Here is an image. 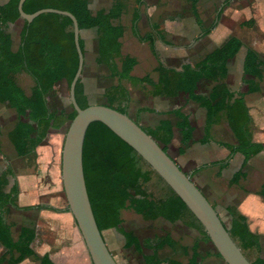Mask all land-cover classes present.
<instances>
[{
  "label": "trees",
  "instance_id": "obj_1",
  "mask_svg": "<svg viewBox=\"0 0 264 264\" xmlns=\"http://www.w3.org/2000/svg\"><path fill=\"white\" fill-rule=\"evenodd\" d=\"M187 1L201 31V38L215 28L224 8L230 3V0H225L213 22L208 27H204L196 11L199 0ZM18 2L19 0H7L5 4L0 5V105L14 111L16 121L7 133V138L17 157H26L35 153L49 130L58 128L62 112L49 108L47 100L51 94H56V88L61 82H64L69 90L77 70L78 55L70 19L56 14H42L28 24L19 19ZM41 9H56L71 13L77 20L79 34L82 30H95V64L104 67L108 71L109 79L117 82L116 85L104 90L105 106L128 115L129 92L124 87V82L134 87L149 88L152 97L177 99L184 96L185 103L193 102L205 112L202 136L198 140L201 145L210 141L212 127L220 120H225L235 144H223L229 151L223 161L201 166L195 169V172L208 166L224 169L238 153L243 160L239 170L232 175L229 184L230 186L239 185V182L245 178L248 161L264 151L262 144L253 141V121L244 99L246 95L260 90V83L263 80L264 54L258 53L251 47L245 48L242 83L246 86V91L236 92L226 85L225 80L228 74V62L243 47L239 38L229 37L199 62L184 64L179 69H175L164 66L155 51L153 44L155 34L161 41L163 40L159 26L152 25L151 33L143 36L134 27L133 36L139 42L150 44V50L156 62L154 71L157 77L156 80H151L148 76L133 78L131 71L137 61L133 57L121 54L120 39L123 28L117 24L127 9V0H112L107 10H101L95 14L89 11L88 0H25L22 5L25 14H32ZM19 21L22 22L19 45L16 50H13L7 26ZM251 24H253L252 20L242 23L241 26H252ZM79 46L84 54V45L80 37ZM20 74L27 75L32 81L29 94H26L18 83ZM74 93L79 108H86L89 102L81 77L76 83ZM69 106L71 112L66 118L70 122L76 113L71 105ZM141 112L153 113L154 111L140 108L138 113ZM161 115H170L175 121L172 122L169 119L161 121L155 128L147 129L148 132L143 130L137 120L130 118L164 152H167V146L172 140V129L176 128L180 134V147L177 152L183 155L185 150L194 143L193 124L189 121L188 115L182 112L181 107ZM132 162L142 163L147 170L138 176ZM82 168L87 196L100 233L102 229L97 216L108 222L107 228H113L122 236L123 248L138 254L143 264H161V262L201 264L202 257L198 252V241H194L190 247L182 246L167 233L152 239L140 240L134 232L123 229L121 212L130 210L144 221L152 222L161 219L170 224L178 221L184 223L190 228L197 229L203 241L211 243L201 224L164 181L139 155L99 122L91 123L85 133ZM181 171L189 176L183 169ZM153 176L165 186V191L160 197L152 195L144 187ZM9 178L13 180L10 186ZM7 189L8 192H6ZM18 193L15 175L12 168L7 165L0 173V246L5 250L0 257V263L20 264L30 258L38 264H54L47 254L40 256L31 249L30 246L35 237L34 225L20 226L15 236L13 235L15 225L6 220L11 209L54 210L40 205L19 208ZM262 194L264 195V185ZM226 211L230 216V226L225 227L232 241L251 264H264V259L260 256L259 236L249 229L246 217L233 206L227 207ZM165 248L172 253L179 251L186 258V262L172 257L161 259L160 253ZM215 256L221 258L217 252Z\"/></svg>",
  "mask_w": 264,
  "mask_h": 264
},
{
  "label": "crops",
  "instance_id": "obj_2",
  "mask_svg": "<svg viewBox=\"0 0 264 264\" xmlns=\"http://www.w3.org/2000/svg\"><path fill=\"white\" fill-rule=\"evenodd\" d=\"M157 1L158 0H127V9L125 13L121 16L120 20L117 22V24L121 25V27L123 28V35L120 39L121 54L123 56L133 57L137 61V64L133 67L131 71V76L133 78H142L148 76L151 80H156L157 77L154 71L156 67V62L152 56L150 44L147 42H139L133 36L134 27H136L137 32L141 36H143L151 33L152 25H158L162 32L163 40L161 41L155 34L153 38L155 51L157 52L156 46L158 44H162L164 45V47L170 46L169 42L165 40L168 34L167 25L162 28L160 23L158 22V16L155 15L157 11ZM224 1L225 0H214L211 3H223ZM6 2L7 0H0V5L5 4ZM111 3L112 0H88V9L92 14H95L98 11L107 10L110 7ZM211 3H207L204 0H199L196 5V11L201 21L203 22L204 27L207 26H205V20H203L200 16V11L201 9H204V5H212ZM226 8H229V15L227 19H224V22H221L220 24V16L215 28L207 36L202 38L200 37L201 31L196 24L193 13L189 9V12L194 20L195 26L197 27L198 31L190 35L183 33L184 35H182V38L186 41L185 44L180 48V50L186 55L185 58L188 60V62H186L185 64H195L199 62L206 54L211 52L216 47H219L223 43L222 42L220 45L215 46L214 48L205 52L202 55V48L206 44H214V37H212V34L217 27L223 26L231 28L237 26L239 28L242 23L252 20V26L240 27L241 29H245V33L248 36L247 44H244L242 41L243 47L237 53V55H241L242 58L241 65H239L242 79V63L246 51L245 48L251 47L258 53L262 55L264 54V0H236L235 2H232V0H230L229 6ZM17 23H20V28L18 30V41L16 43V37L12 35V28ZM17 23L9 24L7 26V33L11 36L13 50H16L19 45V32L22 27L21 21ZM79 37L84 45L83 69L86 60V54H88V51L90 50V48H92L91 46L93 44H95V48L94 50H90L91 55L89 64L86 65H96L95 30H82L80 32ZM144 51L147 54H145V61L147 62L149 60L148 56H150L154 61L153 65H140L141 59H137V54ZM236 57L237 56H235L232 60H234ZM190 59H195V61L190 62ZM227 68L228 74L226 80L231 76V66L228 64ZM82 74L81 81L84 85V92L87 96V99L90 100V96L87 92L86 83L84 82V80H82ZM21 76L23 75L20 74L19 77ZM263 81L264 78L262 82ZM262 82L260 83L259 92L248 94L245 96L244 99L247 107L248 98L262 92ZM64 85V82L59 83L57 86V89H59L58 92L56 91L55 95L51 94L47 100L49 108H51L52 110H57V112H62V115L60 116V121L58 123V128L49 130L45 140L36 148L34 154L26 157H17L13 150L16 158L12 160L13 162L15 161V163L22 164L24 166L22 167L20 165V167L14 171L15 173L13 172L19 188V193L17 197L18 207L24 208L40 205L50 207L54 211L46 209H32L27 211L11 209L8 214H11L12 212H18V214H21L23 216V221H21L22 223H20L17 228L16 225L11 222L15 225L13 229V235L15 236L20 226L34 225L35 237L30 247L36 254L40 256L47 254L49 259L54 264H91L89 255L86 251L85 245L82 241L77 226L72 225L74 220L71 214L68 212L67 203L65 206H63L61 199L62 185L58 175L60 158L58 151L60 149L63 131L65 129L67 130V127L69 125V121L66 117L71 112L67 109V107H65L64 101L66 96L63 93ZM144 88V86H138V91L136 92H139L140 97H145L147 93L148 95H150V89L148 88L144 90ZM150 97L152 98L153 103H159L162 106L165 105V101L168 100L165 97H152L151 95ZM190 103V110H188L187 112L183 111L186 115H188L189 121H191L195 129L193 132L194 143L189 146V148H187V151L190 152H185V155L187 153V156L185 157L178 154L177 150L180 147V134L176 128L172 129L173 137L170 144L167 146L168 155L175 161V163L181 169H184V166H187L186 169H184L186 172L188 171L187 169H190V167L188 166L194 167L196 164L197 168H199L201 166L209 165L214 162L223 161L229 154V151L223 146V144H235V141L226 121L222 119L212 127L210 133V141L205 145H201L198 143V146H196L195 140L197 139H195V135L197 131L203 129L205 112L203 109L199 108L197 104L193 102ZM103 104L104 102H101L99 105ZM89 105H92V103ZM151 110L153 109L151 108ZM155 110L157 109H154L153 113L141 112L140 114L136 115V117H133L130 114L128 115L129 117L137 120L142 128L153 129L157 125H159L161 121L167 120L166 118L159 119L161 113H166V110H159V113H156L158 112V110L156 112ZM262 114L263 113L260 112L259 117H263ZM259 122V124L262 125L264 123V117L263 120L261 119V121ZM253 141L256 143H260L264 146V127H258L256 123L254 125V122ZM193 150H198V153L192 154L191 151ZM179 156H182L183 160L176 158ZM21 159L24 161H21ZM0 160L4 159L0 157ZM242 160L243 157L237 153L233 156V158L229 161L228 166L224 169H220L217 166H208L196 172L195 169L190 173L188 171V174L189 177L191 173L198 175V181L192 180L193 183L205 196L208 202L214 207L217 215L219 216L222 222L223 220L221 218V214H228L226 211L227 207H236L237 210L246 217L249 229L252 232L256 233L261 241V238H264V195L262 194L264 185V151L257 154L248 161L247 168L245 169V178L239 182V185L230 186L229 181L232 178V175L239 170ZM25 164H27V166H30L31 168H26ZM24 168L27 172L23 170ZM33 169L35 170V172H29V170L33 171ZM12 182V179L11 181L9 180V186L12 184ZM6 192H8V189L6 190ZM45 200H47V203H45ZM28 215L30 217L29 221L27 219ZM105 243L110 253H112V255H115L113 256V258L115 259L117 264H137L135 258L132 257L130 253L125 254L119 249H116L117 252L113 253L111 252L112 250H110L106 241ZM115 248H117V246ZM4 253V248L0 246V257ZM161 259L164 258L161 257ZM140 260V264H143L141 257ZM20 264H38V262L28 258L22 261ZM161 264L165 263L161 262Z\"/></svg>",
  "mask_w": 264,
  "mask_h": 264
},
{
  "label": "rangeland",
  "instance_id": "obj_3",
  "mask_svg": "<svg viewBox=\"0 0 264 264\" xmlns=\"http://www.w3.org/2000/svg\"><path fill=\"white\" fill-rule=\"evenodd\" d=\"M204 1H206L207 3H211L214 0H204ZM233 1L235 2L236 0H232V2ZM211 4L212 5L210 4L204 5L203 7L204 9L203 10L201 9L200 11V16L203 20H205V26L207 27L214 20L217 11L222 7L223 3L217 2L216 4H213V3ZM155 15L158 16L159 18L158 22L160 23L162 28L165 25H167L168 34L165 40L169 42L170 44V46L168 47H164V45L162 44H158L156 46V50L159 54V58L165 66L177 69L182 64H185L186 62H188V60L185 58L186 55L180 50V48L185 44V41H186L185 39L183 40L182 35L184 34L190 35L198 31L197 27L195 26L194 20L189 12V2L187 0H158L157 1V11ZM228 15H229V8H226L225 10H223V14L221 15V18L219 20L220 24L221 22L222 23L224 22L223 21L224 19H227ZM240 27L239 28L237 26L231 27V28L223 27V26L217 27L216 30L212 34L213 35L212 37H214L213 38L214 44H210V43L206 44L202 48L203 50L202 55L205 52L214 48L215 46L220 45L222 42H224L227 38L231 36L240 38L244 44H247L248 36L245 33V29H241ZM19 28H20V23H17L12 28L13 30L12 35L16 37L15 38L16 43L18 41L17 34H18ZM91 47L92 48H90V50H94L95 44H93ZM90 50L88 51V54H86V60H85V65L83 69L82 80H84V82L86 83L87 92L90 96V100H88L89 104L92 103V105H99L101 102L105 103V99L103 96L104 90L112 85H116L117 82L116 80L109 79L108 71L104 67L97 66V65H86V64H89L90 55H91ZM145 54H146L145 51L137 54V59L138 60L141 59L140 65H153L154 61L152 60L150 56H148L149 60L147 62L145 61ZM236 56L237 57L234 60L228 63L231 66V76L230 78L225 80V83L226 85H228V87L232 91L244 92L246 91V86L242 83L241 72H240V67H239V65H241L242 58H241V55L239 54ZM189 61L194 62L195 59H190ZM22 75L23 76L21 77L18 76V79H17L18 83L21 86V88L25 91V93L29 94L30 88L32 86V81L25 74H22ZM263 78H264V73H263ZM123 85L129 92V102L127 105V112L133 117L134 116L136 117V115L140 114L138 113V110L140 108H150V109L152 108L153 110L157 109L158 112H156L157 110H155L156 113H159V110L170 111L178 107L182 108V112L183 111L187 112L191 108L190 102L185 103L184 96H181L177 99H168L167 101H165L166 102L165 105L162 106L159 103L158 104L155 102L153 103L152 98L150 97V95H148V93L145 95V97H140L139 92H136L138 91L137 90L138 86L134 87L127 82H124ZM261 87H262V92L248 98V107H249L250 114L253 119L252 121L254 122V125L256 123L258 127L260 126L264 127V123L262 125L259 124L260 123L259 121H261V119L263 120V117H264V81L262 82ZM57 88H56V91L58 92L59 89ZM145 89H148V88L145 87L144 90ZM205 89H204V93H206ZM63 93L66 96L65 101H64L65 107H67V109L71 111L70 106H69L70 103H69V96H68V90H67L66 85L63 86ZM260 112L263 113L262 114L263 117H259ZM162 118L169 119L172 122L175 121V119L170 115L159 116V119H162ZM15 121H16V117H15L14 111L9 109L6 106L1 105L0 106V128H1L0 157H2L4 160H0V173L5 170L7 165L12 167L13 172L16 169H18L20 165L24 167L22 164H18V163H15V161L14 162L12 161L14 158H16V156L7 138V133L11 130ZM143 130L145 132H148V130L145 128H143ZM65 133H66V129L63 131L62 140L60 143V149L58 151L59 157H60L59 158V173H58L60 181H61V172H60L61 149H62V143H63ZM201 135H202V130L197 131L195 135V139H197L195 140L196 146H198V140L201 138ZM185 152L189 153L190 151H187L186 149ZM191 152L192 154H197L198 150H193ZM187 153L186 155L184 154L182 156L184 157L187 156ZM182 156H179L176 158L183 160ZM21 161H24V160L21 159ZM25 165H26L25 166L26 168L27 167L29 169L31 168L30 166H27V164ZM132 165L138 176H140L142 172L147 170V168L142 163L134 164V162H132ZM186 167L184 166V169H186ZM188 167H190V169H187L190 173L191 171L197 168V165L195 164L194 167H191V166H188ZM23 170L25 171V168ZM188 171L187 172L185 171V172L188 174ZM29 172H35V170L34 169L33 171L29 170ZM190 178H191V181L192 180L198 181L197 174L191 173ZM9 180L11 181L10 178ZM144 187L149 193H151L152 195L156 197L162 196L165 191L164 184H162V182H159L154 176L152 177L149 183L144 185ZM61 199H62V205L65 206L66 200L64 197L63 190L61 191ZM45 203H47V200H45ZM95 212L97 216V211L95 210ZM22 217L23 216L21 214H18V212H12L11 214H8L6 216V220L7 222H13L17 228V226L20 223H22L21 221H23ZM121 217L123 221V224H122L123 229L126 231L134 232V234L140 240L146 239V238L152 239L153 237L162 236L165 233H167L182 246L190 247L194 241H198L199 243L198 252L200 256L202 257V260L200 261L201 264H226L221 258H218L217 256H215L216 251L213 245L209 242L203 241L197 229L190 228L186 226L184 223H181L178 221L174 224H170L161 219H158L152 222L144 221L141 217L135 215L130 210L122 211ZM29 218L30 217L28 215L27 216L28 221L30 220ZM221 218L225 226L229 228L230 216L228 214L227 215L221 214ZM97 221L100 224V227L102 229V233H101L102 237L107 242L110 250H112L111 252L116 253L117 252L116 249H119L123 251L125 254L130 253L131 256L135 258L136 263L140 264L141 260L138 254L134 253L132 250H125L123 248L124 240L122 236L113 228H107L108 226L107 221L100 219L98 216H97ZM72 225L76 226L74 221ZM260 243H261L260 256L261 258L264 259V238H261ZM116 246L117 248H115ZM113 256L115 255L113 254L112 257ZM161 257L162 258L172 257L182 262H186V258L183 257V255L179 251L177 253H172L167 248H165V250H162Z\"/></svg>",
  "mask_w": 264,
  "mask_h": 264
},
{
  "label": "water",
  "instance_id": "obj_4",
  "mask_svg": "<svg viewBox=\"0 0 264 264\" xmlns=\"http://www.w3.org/2000/svg\"><path fill=\"white\" fill-rule=\"evenodd\" d=\"M19 0V19L30 24L42 14H56L72 22L74 45L78 55L77 70L69 85V103L75 111L64 135L61 149V185L67 208L80 233L91 264H117L100 233L87 196L82 168V150L85 133L91 123L99 122L139 155L148 166L176 194L201 224L216 252L226 264H251L230 238L215 209L201 191L186 176L175 161L148 136L128 115L105 105H88L80 109L75 100V86L83 71L84 55L79 46V28L76 18L67 11L41 9L25 14Z\"/></svg>",
  "mask_w": 264,
  "mask_h": 264
}]
</instances>
